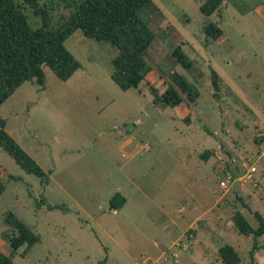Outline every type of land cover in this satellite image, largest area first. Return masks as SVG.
I'll return each instance as SVG.
<instances>
[{
  "label": "rangeland",
  "instance_id": "rangeland-1",
  "mask_svg": "<svg viewBox=\"0 0 264 264\" xmlns=\"http://www.w3.org/2000/svg\"><path fill=\"white\" fill-rule=\"evenodd\" d=\"M204 1L150 0L139 9L154 37L152 70L136 88L111 79L116 47L76 30L64 46L80 67L67 80L44 66L43 87L25 81L0 104L5 129L48 176L42 183L0 147V251L15 264H223L224 244L248 264L252 240L233 215L254 227L253 210L264 218V0H224L209 16ZM39 3L54 21L69 11L67 0ZM209 22L222 29L216 40H205ZM211 68L221 77L217 98ZM171 72L196 87L194 107L152 102L150 87L169 83ZM244 163H255L254 175L221 188ZM115 192L126 198L120 208L111 205ZM41 197L66 209L37 206ZM8 211L40 236L27 252L10 246ZM258 243L254 264H264V234Z\"/></svg>",
  "mask_w": 264,
  "mask_h": 264
},
{
  "label": "trees",
  "instance_id": "trees-1",
  "mask_svg": "<svg viewBox=\"0 0 264 264\" xmlns=\"http://www.w3.org/2000/svg\"><path fill=\"white\" fill-rule=\"evenodd\" d=\"M0 0V104H2L23 82L34 81L43 87L45 77L43 67H48L60 80H67L79 67L78 60L65 48L64 42L76 30L97 41H105L116 47L117 54L111 60V79L121 89L137 87L144 75L152 70L149 64L148 48L154 37L149 21L139 16V9L150 0H67L69 11L60 15L56 21L49 9L39 0ZM224 0H205L200 9L205 16L218 10ZM29 10L41 19V25L32 27L28 21ZM205 40H216L222 35V29L215 22L204 25ZM173 56L188 67L191 60L178 48ZM213 96L218 97L221 77L211 68ZM169 83L156 86L164 88L159 93L156 87H150L152 102L170 107H194L199 96L196 87L187 82L182 75L171 72ZM208 133L209 130L206 129ZM0 147L27 173L37 176L42 183L48 181L47 173L36 160L30 156L5 129V120L0 115ZM209 152L201 153L207 158ZM238 171L233 169L232 174ZM9 178H14L9 175ZM4 184L0 179V195ZM115 208H120L126 201L119 192L110 197ZM45 204L48 209L65 210L63 204H50L43 197L37 202ZM244 206L251 210L248 205ZM252 215L257 225L252 226L245 216L236 211L233 222L237 230L252 240L248 264H254L255 252L259 250L258 237L264 234V218L253 210ZM3 223L10 226L15 233L8 237L13 250L25 244L27 252L40 236L15 213L8 211ZM223 264H238L240 257L235 248L224 244L218 248ZM0 264H15L11 255L0 251ZM98 264H103L99 261Z\"/></svg>",
  "mask_w": 264,
  "mask_h": 264
},
{
  "label": "built area",
  "instance_id": "built-area-1",
  "mask_svg": "<svg viewBox=\"0 0 264 264\" xmlns=\"http://www.w3.org/2000/svg\"><path fill=\"white\" fill-rule=\"evenodd\" d=\"M256 168L257 166L255 165V163H244L243 167L238 170L240 171V174L235 176L227 174L223 180H220L219 185L221 186V188H230L239 180L251 178L254 175Z\"/></svg>",
  "mask_w": 264,
  "mask_h": 264
},
{
  "label": "water",
  "instance_id": "water-1",
  "mask_svg": "<svg viewBox=\"0 0 264 264\" xmlns=\"http://www.w3.org/2000/svg\"><path fill=\"white\" fill-rule=\"evenodd\" d=\"M226 154L228 155V157H230V153H229V152H226ZM111 205H112L113 207H115L112 203H111Z\"/></svg>",
  "mask_w": 264,
  "mask_h": 264
},
{
  "label": "crops",
  "instance_id": "crops-1",
  "mask_svg": "<svg viewBox=\"0 0 264 264\" xmlns=\"http://www.w3.org/2000/svg\"><path fill=\"white\" fill-rule=\"evenodd\" d=\"M261 134V133H260ZM126 140H128V139H126ZM135 144V143H134ZM237 168V167H236ZM126 199V198H125Z\"/></svg>",
  "mask_w": 264,
  "mask_h": 264
},
{
  "label": "clouds",
  "instance_id": "clouds-1",
  "mask_svg": "<svg viewBox=\"0 0 264 264\" xmlns=\"http://www.w3.org/2000/svg\"><path fill=\"white\" fill-rule=\"evenodd\" d=\"M233 175V174H232Z\"/></svg>",
  "mask_w": 264,
  "mask_h": 264
}]
</instances>
